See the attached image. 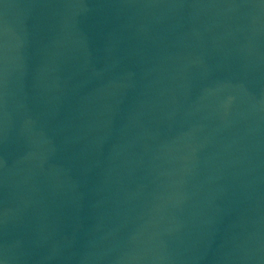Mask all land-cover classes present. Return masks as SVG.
<instances>
[{
    "label": "water",
    "instance_id": "water-1",
    "mask_svg": "<svg viewBox=\"0 0 264 264\" xmlns=\"http://www.w3.org/2000/svg\"><path fill=\"white\" fill-rule=\"evenodd\" d=\"M0 264H264V0H0Z\"/></svg>",
    "mask_w": 264,
    "mask_h": 264
}]
</instances>
